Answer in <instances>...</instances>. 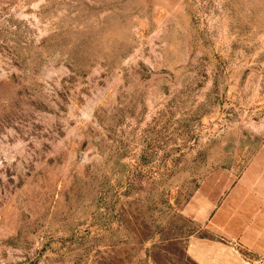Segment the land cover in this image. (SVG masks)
Listing matches in <instances>:
<instances>
[{"label":"rangeland","instance_id":"rangeland-1","mask_svg":"<svg viewBox=\"0 0 264 264\" xmlns=\"http://www.w3.org/2000/svg\"><path fill=\"white\" fill-rule=\"evenodd\" d=\"M257 172L264 0H0V264H255Z\"/></svg>","mask_w":264,"mask_h":264},{"label":"crops","instance_id":"crops-1","mask_svg":"<svg viewBox=\"0 0 264 264\" xmlns=\"http://www.w3.org/2000/svg\"><path fill=\"white\" fill-rule=\"evenodd\" d=\"M252 174L256 176L257 182L254 188L263 191L264 173ZM247 207L250 206H246L243 200V188L232 190L224 197L223 204L214 208L210 216L208 215L209 227L237 242L249 255L264 257V216H255L251 222L247 223L233 220L235 215H246Z\"/></svg>","mask_w":264,"mask_h":264},{"label":"built area","instance_id":"built-area-1","mask_svg":"<svg viewBox=\"0 0 264 264\" xmlns=\"http://www.w3.org/2000/svg\"><path fill=\"white\" fill-rule=\"evenodd\" d=\"M255 264H264V260H258Z\"/></svg>","mask_w":264,"mask_h":264}]
</instances>
